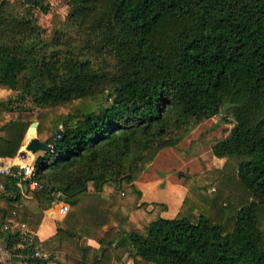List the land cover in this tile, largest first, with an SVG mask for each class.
Masks as SVG:
<instances>
[{"label": "trees", "instance_id": "1", "mask_svg": "<svg viewBox=\"0 0 264 264\" xmlns=\"http://www.w3.org/2000/svg\"><path fill=\"white\" fill-rule=\"evenodd\" d=\"M57 1L66 14L48 31ZM1 88L0 158L33 121L53 147L34 159L36 188L0 176V235L9 247L6 224L35 230L55 201L69 207L51 258L30 264H264V0H0ZM63 104L46 124L39 109ZM216 116L231 124L211 145L224 167L178 172L173 217L140 202L135 181L159 152ZM84 238L99 249L83 255Z\"/></svg>", "mask_w": 264, "mask_h": 264}, {"label": "rangeland", "instance_id": "2", "mask_svg": "<svg viewBox=\"0 0 264 264\" xmlns=\"http://www.w3.org/2000/svg\"><path fill=\"white\" fill-rule=\"evenodd\" d=\"M55 6V11L46 15L42 22L48 31L58 27L64 20L66 14L63 3L57 1ZM8 94L9 92L4 93V95H1L0 98L6 97ZM71 107L72 105L63 104L50 106L46 109H38L41 112L44 122L47 124L49 120L58 118L61 113H66L71 110ZM230 127V123L221 120L217 116L202 122L198 127L192 130L182 142L177 144V146L166 148L162 150L164 152H159L157 159L155 158V166L158 167L156 171L158 170L161 173H166L165 176H162L160 173L158 174L162 177H165L166 180L168 179L169 181L167 180L166 182L170 184L183 182V179L178 176V172H183L184 175L192 176L211 170L219 171L222 167H224L226 159L215 157L211 152V145L216 139L224 137ZM26 135L28 138L32 137V135L28 133ZM39 153L40 152H37L36 155ZM150 172L152 174L155 173V171ZM151 173L149 174L151 175ZM213 188L214 193L219 191L215 186L212 187L211 190H213ZM222 188L226 194L231 189L224 187ZM165 192L166 191H162L164 194ZM149 200L157 202L155 201V197ZM123 260H128L129 263L134 264H146V261L142 260L141 258H136L133 255L128 256V253L124 254ZM9 264H15V262H11Z\"/></svg>", "mask_w": 264, "mask_h": 264}, {"label": "crops", "instance_id": "3", "mask_svg": "<svg viewBox=\"0 0 264 264\" xmlns=\"http://www.w3.org/2000/svg\"><path fill=\"white\" fill-rule=\"evenodd\" d=\"M10 91L7 89H0V97L1 95H4V93H7ZM38 122V121H37ZM28 129V128H27ZM27 131L25 133L24 139L21 143V146L18 150V153L13 158H3L6 162L12 164V165H18L20 163H23L25 158V161H34V159L38 155H42L44 151H37L40 152L38 155H36L37 152L34 154L26 149V145L28 144L30 138L27 137ZM164 152V151H162ZM25 157V158H22ZM157 159V157H156ZM152 162L148 168L141 173V175L138 177V179L135 181V185L138 187V189L141 191V197L140 202H152L153 200H149L151 198L155 197V201L165 203L167 206V209L161 213L164 217H173L175 216L179 206L181 205L183 198L186 193V188L183 186L182 183H175L170 184L167 183L165 179L164 173H161L160 171H156L158 168L155 166V161ZM150 171H155V173H151ZM151 173V175L149 174ZM158 173H160L162 176H160ZM167 177V175H166ZM169 181V180H168ZM167 183V185H166ZM166 187V188H165ZM165 188V189H164ZM161 191V192H159ZM162 191H166L165 194L162 193ZM168 195V196H165ZM161 200V201H159ZM64 202L55 201L52 206L44 211V215L41 219L40 224L38 225L37 229L31 230L34 234V239L37 240L38 243L42 244L44 247V243L47 245V241L50 240V238L55 233V222L58 220H62L65 214H62L59 212V208L61 204ZM67 204V203H66ZM28 226V225H27ZM119 240V239H118ZM117 240V241H118ZM116 241V242H117ZM115 242V244H116ZM122 242V241H121ZM114 244V245H115ZM116 246V245H115ZM0 247H7V238L6 235H0ZM80 247L82 249L83 255H89L90 252L97 251L100 247V242L98 238H84L80 242ZM45 248V247H44ZM87 248H90V252L88 254ZM46 249V248H45ZM49 250V249H46ZM50 252V251H49ZM127 261V260H124ZM1 264H8L5 262H1Z\"/></svg>", "mask_w": 264, "mask_h": 264}, {"label": "built area", "instance_id": "4", "mask_svg": "<svg viewBox=\"0 0 264 264\" xmlns=\"http://www.w3.org/2000/svg\"><path fill=\"white\" fill-rule=\"evenodd\" d=\"M61 134H57L56 138H60ZM52 142L47 144V150H52ZM22 158H25L22 156ZM26 160V158H25ZM18 165H12L0 158V176L11 177L17 180V184L21 186L22 182H26L25 186L34 189L38 186L35 178L34 161H25ZM16 167L15 169L13 167ZM5 192L4 183L0 182V193ZM20 208L21 205H18ZM68 204L63 203L59 208V212L65 214L68 211ZM16 214V211H13ZM4 229L8 232L17 234L18 241L9 247H0V261L15 262V264H30L29 260L47 261L51 257V253L46 250L42 244L37 243L33 248L34 234L24 222H13L6 224ZM124 264L129 263L127 260Z\"/></svg>", "mask_w": 264, "mask_h": 264}, {"label": "water", "instance_id": "5", "mask_svg": "<svg viewBox=\"0 0 264 264\" xmlns=\"http://www.w3.org/2000/svg\"><path fill=\"white\" fill-rule=\"evenodd\" d=\"M233 104H231L230 102H227L222 109L220 110V114L224 115L226 113V110L228 108H230ZM37 127H38V122L37 121H33L30 126L27 129V133L30 135H33L28 144L26 145V149L32 153H35L37 151H47V144L42 142L38 137H37ZM25 189L26 186H24ZM122 241V238H120L117 242H116V246H118ZM1 264V263H0Z\"/></svg>", "mask_w": 264, "mask_h": 264}]
</instances>
